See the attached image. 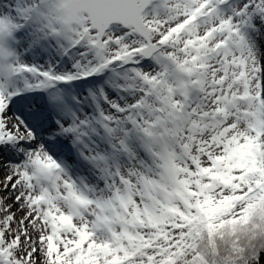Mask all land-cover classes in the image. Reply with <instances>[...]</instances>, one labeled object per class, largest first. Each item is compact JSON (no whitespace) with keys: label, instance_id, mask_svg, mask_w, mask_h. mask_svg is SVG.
<instances>
[{"label":"snow or ice","instance_id":"obj_1","mask_svg":"<svg viewBox=\"0 0 264 264\" xmlns=\"http://www.w3.org/2000/svg\"><path fill=\"white\" fill-rule=\"evenodd\" d=\"M0 264H264V0H0Z\"/></svg>","mask_w":264,"mask_h":264}]
</instances>
